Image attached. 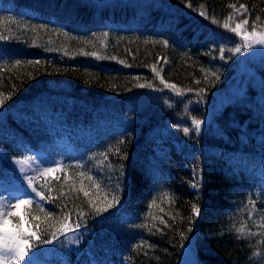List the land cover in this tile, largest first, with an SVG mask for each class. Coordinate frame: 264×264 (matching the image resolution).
I'll return each mask as SVG.
<instances>
[{"label":"trees","instance_id":"obj_1","mask_svg":"<svg viewBox=\"0 0 264 264\" xmlns=\"http://www.w3.org/2000/svg\"><path fill=\"white\" fill-rule=\"evenodd\" d=\"M145 1L1 0L0 34L9 38L0 40V180L37 145L11 113L34 100L47 137L74 151L79 166L36 180V191L58 199L35 192L25 211L56 228L65 211L73 221L86 213L76 243L49 254L50 244L38 245L34 264H180L191 241L197 264H264V58L246 66L243 51L219 52L241 43L222 27L229 15L232 27L247 16L250 31L257 16L264 24V0ZM241 4L247 12L237 14L232 5ZM164 82L192 91L176 95ZM193 117L204 121L201 132L186 135ZM117 185L120 203L92 213L89 199L103 206ZM241 224L251 235L235 232Z\"/></svg>","mask_w":264,"mask_h":264},{"label":"snow or ice","instance_id":"obj_2","mask_svg":"<svg viewBox=\"0 0 264 264\" xmlns=\"http://www.w3.org/2000/svg\"><path fill=\"white\" fill-rule=\"evenodd\" d=\"M190 7V5H189ZM235 9L237 14L241 13V10H244V13L247 12V8L245 5L241 4L239 8H236L235 5H232ZM200 16L205 18L207 17V13L201 11L199 13ZM232 14L223 22L222 27L225 30L230 31L236 37H239L241 40L240 44H237L234 48L225 49L221 47L219 52L221 54V58H224L225 51L231 52L233 54L241 53L242 51H246L250 48H253L256 45H264V24L260 23L261 18L259 16L256 17L255 20L251 22V30L249 31L246 27L249 24V19L245 16L244 19H241L238 23H236L235 27H232L228 20H231ZM213 22H217L213 20ZM259 29V30H258ZM59 31V30H58ZM107 33H104V36H107ZM9 37L0 34V40L8 39ZM158 43H163L164 45H168V40L158 41ZM85 55H93L95 56L96 53H85ZM111 59H114L112 57ZM16 64H19L20 61H16ZM36 63H39L37 61ZM122 63V62H121ZM152 71L156 73L157 76L160 73L156 70L155 66H153ZM211 75L216 79H219L217 72H212ZM207 79V76L205 77ZM163 82V78L161 77ZM165 83V87H169L174 90L176 95H182L184 92L192 91L191 89L180 90L177 89L175 85H169L167 82ZM148 87H152L151 84L147 85ZM138 87H145L144 84L138 85ZM203 91V90H201ZM11 97H8L10 99ZM5 103V99L0 97V107H3ZM204 124L203 120L197 119L195 117L192 118V127H184L182 131L187 135L191 132L200 133L202 129V125ZM173 128H179V125H172ZM125 141L121 140L118 143H124ZM115 153H120V148L115 147ZM101 156L104 157V160H98L97 165L103 166L105 161L108 159L107 152L101 153ZM32 158L25 157L22 160L17 158L18 163L29 164ZM77 166H79V161H77ZM108 167L111 168L113 165L111 163L108 164ZM123 168V165L120 166ZM64 166L60 164H56L54 167L45 168L42 171L37 172V176H25L24 179L27 185L32 189V191L36 192V196L40 198V201H49L54 202L55 199L58 197L53 198L51 196L46 197L43 192L36 191L35 189V180L37 177H43L45 175L54 174L58 170H63ZM80 175H84L83 172ZM92 179L91 176L88 177ZM58 179V178H57ZM99 188V185H96ZM193 187H199L197 184H193ZM51 190L49 189V192ZM83 191V188L80 189ZM119 185L116 186L111 192L105 191L104 194V205L101 206L99 203L94 202L93 200L89 199L88 204L90 206V211L97 215L108 212L110 209L115 208L120 203L119 198ZM85 197L89 196L87 191H83ZM167 195V194H165ZM110 197V198H109ZM14 202H10V200L4 199L0 197V264H34L33 256L35 255L34 249L38 245L42 244H51L52 240L45 239L44 237L47 235H51L53 239L57 237V233L64 234L65 232H75L82 227L80 220L85 218L86 213L83 210L76 211V220L73 221L72 217V210H67L64 212L63 217L61 218V226L56 228L52 224H48L46 226H42L40 223V216L34 215L31 211H25L26 209H31V206L35 203V199L24 190L21 195L15 196L12 198ZM153 204L156 203L155 200L152 201ZM249 204L252 206L253 209L256 207V201L250 199ZM67 206L65 205V208ZM248 207L247 205L245 206ZM39 211H45V209L41 206ZM192 215L199 216L201 215V208L197 205H193L192 207ZM253 215L252 211L248 212V216L251 217ZM54 216L53 212H47L45 216V220L52 218ZM30 217V218H29ZM155 219V217H153ZM264 221V217L261 218ZM161 223H166L163 218H161ZM145 225H139V227H144ZM264 226V223L261 224ZM152 227H155L153 224ZM151 231V229H149ZM235 232L241 235H251L245 231V226L241 224L240 227H235ZM183 236V233H181ZM237 238H240L239 236ZM147 245V242H142L140 245H137L138 248H142ZM151 247V245H147ZM256 255V253H253Z\"/></svg>","mask_w":264,"mask_h":264},{"label":"rangeland","instance_id":"obj_3","mask_svg":"<svg viewBox=\"0 0 264 264\" xmlns=\"http://www.w3.org/2000/svg\"><path fill=\"white\" fill-rule=\"evenodd\" d=\"M111 1L114 2L117 0ZM143 1L145 0H128L130 6L134 5V7L141 5ZM243 53L244 58L246 57V60L248 62L246 66H248L252 62L257 60L260 61L264 58V45H256L253 48L243 51ZM246 66L244 68H246ZM251 67H254V65L252 64ZM248 69L249 68L245 70ZM14 116L18 122L23 124L25 127H28L33 132L41 129L40 127H38L36 120L31 118L28 113L15 112ZM56 146L57 144L53 143L51 140H47L45 137H39L37 141V147L34 152L27 150L24 153L22 152L23 155L17 157L21 160L25 157L32 158L29 164L18 163L17 158H13L12 165L15 170V175H7V178H9L8 182L0 183V197L10 200V202H14L12 198L21 195L24 190H27L30 195H33L35 192L32 191V189L27 185L24 179L25 176H37L38 171H42L45 168L54 167L56 164L63 165L64 168L77 164L79 158L76 155L72 154L69 151L63 150L62 148H60V146ZM214 150L218 152V149ZM39 178L41 177H37L36 180H38ZM249 178L254 179L258 182V179L255 178L254 175L250 176ZM196 180L201 183L200 177H196ZM76 241L77 237L75 236V234L70 233L68 236L64 235L60 238H57V240H54L49 246L46 247V249L49 252H53L56 249H61V247H63L64 245L65 247L71 246L76 243ZM196 258L197 257L194 244L193 241H191L183 249L180 264H197Z\"/></svg>","mask_w":264,"mask_h":264}]
</instances>
